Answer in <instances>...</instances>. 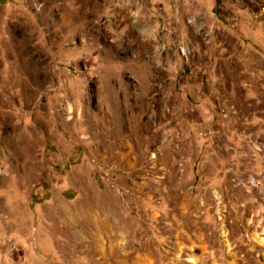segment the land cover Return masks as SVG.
Segmentation results:
<instances>
[{
	"label": "rangeland",
	"instance_id": "obj_1",
	"mask_svg": "<svg viewBox=\"0 0 264 264\" xmlns=\"http://www.w3.org/2000/svg\"><path fill=\"white\" fill-rule=\"evenodd\" d=\"M0 264H264V0H0Z\"/></svg>",
	"mask_w": 264,
	"mask_h": 264
}]
</instances>
